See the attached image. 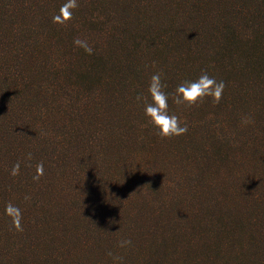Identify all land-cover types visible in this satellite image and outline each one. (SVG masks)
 Returning a JSON list of instances; mask_svg holds the SVG:
<instances>
[{"label":"trees","instance_id":"16d2710c","mask_svg":"<svg viewBox=\"0 0 264 264\" xmlns=\"http://www.w3.org/2000/svg\"><path fill=\"white\" fill-rule=\"evenodd\" d=\"M65 3L0 0V264H264V0ZM205 71L220 102L177 106ZM155 73L185 135L136 99Z\"/></svg>","mask_w":264,"mask_h":264},{"label":"clouds","instance_id":"9594fccd","mask_svg":"<svg viewBox=\"0 0 264 264\" xmlns=\"http://www.w3.org/2000/svg\"><path fill=\"white\" fill-rule=\"evenodd\" d=\"M78 7L77 0H66L60 8L59 14L53 17V23L64 25L71 21L73 11ZM77 47H82L89 55L92 54L93 49L79 38L74 40ZM167 85L163 83L161 74L155 73L151 76L148 86V96H137V101H143L145 108V116L148 123L156 130V134L161 139H171L173 137H180L188 132L186 124H182L180 118L175 114L169 113V95L165 91ZM223 81H217L208 73L202 72L195 81H185L177 86L174 93V103L177 106H184L192 108L205 99L210 98L213 104H218L222 99L225 90ZM150 97V101L149 98ZM43 164L37 165V175L33 177L38 181L43 175ZM19 174V164H16L11 172V175ZM26 199H28L26 197ZM6 214L12 220V225L17 231H22V213L18 207L11 203L7 205ZM131 240H121L119 242L120 248L131 246ZM112 257L114 264H121L122 257L114 256L111 252L108 253Z\"/></svg>","mask_w":264,"mask_h":264}]
</instances>
